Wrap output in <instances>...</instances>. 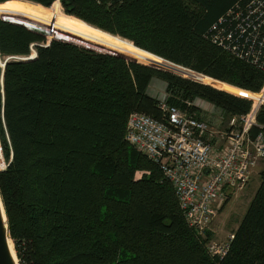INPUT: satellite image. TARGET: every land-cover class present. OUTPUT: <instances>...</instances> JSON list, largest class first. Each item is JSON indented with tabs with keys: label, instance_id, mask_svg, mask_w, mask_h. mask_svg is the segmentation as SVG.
<instances>
[{
	"label": "trees",
	"instance_id": "1",
	"mask_svg": "<svg viewBox=\"0 0 264 264\" xmlns=\"http://www.w3.org/2000/svg\"><path fill=\"white\" fill-rule=\"evenodd\" d=\"M55 1L0 0V197L18 264H264V161L218 260L211 233L188 227L171 183L125 140L132 111L163 119L147 94L153 78L181 109L199 98L228 117L250 111L264 71L208 38L244 0H58L65 16ZM14 15L40 18L51 41L5 20ZM66 20L127 57L67 41ZM256 122L250 135L264 139V105Z\"/></svg>",
	"mask_w": 264,
	"mask_h": 264
},
{
	"label": "built area",
	"instance_id": "2",
	"mask_svg": "<svg viewBox=\"0 0 264 264\" xmlns=\"http://www.w3.org/2000/svg\"><path fill=\"white\" fill-rule=\"evenodd\" d=\"M208 32L211 42L232 57L264 71V0L235 4ZM157 101L163 119L132 111L126 121L125 140L159 167L173 187L188 227L202 238L211 233L206 242L207 253L222 260L234 234L215 241L210 226L228 195L243 190L252 169L264 161L262 133L250 135L254 127L260 128L256 122L258 105L252 106L246 115L232 117L228 131L214 144V132L205 122L169 104L166 94ZM0 162L2 171L6 162L1 146Z\"/></svg>",
	"mask_w": 264,
	"mask_h": 264
},
{
	"label": "rangeland",
	"instance_id": "3",
	"mask_svg": "<svg viewBox=\"0 0 264 264\" xmlns=\"http://www.w3.org/2000/svg\"><path fill=\"white\" fill-rule=\"evenodd\" d=\"M55 2L58 3L59 9H60L61 13L64 15L63 9L61 8L59 1L57 0ZM35 8L38 10V12L40 13V16H41V8L39 6H36V5H35ZM66 16H68V15H66ZM69 17H71V16H69ZM0 18H2V17H0ZM2 19H4V18H2ZM5 20L24 25V26L42 34L46 38V41L48 43L51 41L50 38H48L41 31L38 30L40 18H39V20H36L32 16L14 15V16L6 18ZM64 36L67 40L69 39L71 41H74V42H77L80 44H85L87 46H93L94 49H97L99 51H103V52L105 51V52H109L112 54L122 55L124 57H127L122 51L117 50V47L114 48L113 46H111L112 44H108V43H105V42L99 40V38L96 37L95 32L89 31V30L79 26V24H75L69 20H66V24H65V28H64ZM53 40H55V39H53ZM110 42L116 43V42L111 41V40H110ZM108 45H110L112 47V50L109 49ZM31 56H34V53H32ZM214 81L218 82L217 80H214ZM220 83H222V82H220ZM261 93L262 94L264 93L263 90H261V92L258 94H261ZM164 94H166L168 96V100H169V98L171 100V97L166 92V90H165V92H159L158 93V95H161V96ZM160 97H158L157 100ZM242 98H244V97H242ZM246 99H249V98H246ZM251 101H252V106L258 105V108H259L260 105H264V94L261 95L259 99H255V101L253 99H251ZM180 103L185 105L186 101H180ZM188 103H189V105H185V110L188 113H190L189 112L190 108H194L195 111L190 113L192 115L201 116L199 113H201L203 110H205V111H203V113L208 112V113L213 114L217 117V120H219V123L216 125L217 127L215 125L211 126L214 130H216V131H214L212 142L214 144L219 143L221 141L222 134L224 132L228 131V123L233 116H231V117L226 116L220 109L216 108L215 106L211 105L210 103H208L202 99H199V98L194 99L192 102L188 101ZM215 116H212V117L214 118ZM234 117H236V116H234ZM215 120H216V118H215ZM140 175H141V173L137 172L135 174V177H140ZM258 185H259V178L258 177H254L247 184V187L245 189L246 198H243V199H245L244 205H239V203L234 205V202H233V203H231L232 206L227 207V205H225V207L222 210H221V207L217 210L216 216L213 219L211 226H210V229L212 231L214 239H218V240L221 239L220 241H223L228 234L232 233L233 228L236 227L237 224L239 223V221L242 219V217L246 211V208H247V203H248L249 199L253 196ZM228 202H229V200H228ZM12 245H13V243H12ZM13 251H14V245H13ZM14 253H15V251H14ZM15 257H16V254H15ZM16 262L18 264L17 257H16Z\"/></svg>",
	"mask_w": 264,
	"mask_h": 264
},
{
	"label": "crops",
	"instance_id": "4",
	"mask_svg": "<svg viewBox=\"0 0 264 264\" xmlns=\"http://www.w3.org/2000/svg\"><path fill=\"white\" fill-rule=\"evenodd\" d=\"M69 21H71V20H69ZM71 22H73V21H71ZM64 38H65V36H64ZM66 39V38H65ZM67 40V39H66ZM67 41H71V40H67ZM71 42H74V41H71ZM75 43H77V42H75ZM82 45H84V46H87V45H85V44H82ZM87 47H90V48H92V49H94L93 47H91V46H87ZM95 50H97V49H95ZM105 52V51H104ZM109 53V52H108ZM165 88H166V84L162 81V80H160V79H157V78H153V79H151V81H150V83H149V85H148V88H147V94L150 96V97H152V98H155V99H157L158 97H160L161 95H158V93L159 92H165ZM203 111H205V110H203ZM203 111L201 112V113H199L201 116H195L198 120H200V121H202V122H205L207 125H208V128H209V130H211L212 132H214V131H216V130H214L211 126H213V125H217L218 123H219V120H217V117L215 116V115H213V114H210V113H208V112H205V113H203ZM212 116H215L214 118L212 117ZM215 118H216V120H215ZM217 127V126H216ZM262 167H263V161H261V162H258L257 164H256V166L252 169V171H251V174H250V179H249V182L254 178V177H258L259 178V172H260V170L262 169ZM248 182V183H249ZM259 186V185H258ZM247 187V186H246ZM246 187L243 189V190H241V191H237V192H234V193H232L231 194V197L229 198V202H227V207L228 206H232L231 205V203H233L234 202V205L235 204H238L239 203V205H244V203H245V199H243V198H246V194H245V189H246ZM257 190V189H256ZM255 190V191H256ZM255 193V192H254ZM254 195V194H253ZM253 197V196H252ZM252 197L249 199V201H248V203H247V206H248V204H249V202L251 201V199H252ZM225 207V206H224ZM247 209V208H246ZM241 221V220H240ZM240 221H239V223H240ZM239 223L237 224V226L236 227H234L233 228V231L232 232H234L236 229H237V227H238V225H239ZM213 239H214V237H213ZM215 241H220V240H218V239H214Z\"/></svg>",
	"mask_w": 264,
	"mask_h": 264
},
{
	"label": "water",
	"instance_id": "5",
	"mask_svg": "<svg viewBox=\"0 0 264 264\" xmlns=\"http://www.w3.org/2000/svg\"><path fill=\"white\" fill-rule=\"evenodd\" d=\"M87 49H90V48H87ZM91 50H93V49H91ZM34 58H35V53H34L33 57L29 56V57L24 58L22 60H32ZM3 65H4V63H2V66ZM223 84H225V83H223ZM8 240H10V238H9L8 227H7V223H6V216H5V211H4L3 204L1 201V197H0V264H14L10 258V255H9V250H8V245H7Z\"/></svg>",
	"mask_w": 264,
	"mask_h": 264
},
{
	"label": "bare ground",
	"instance_id": "6",
	"mask_svg": "<svg viewBox=\"0 0 264 264\" xmlns=\"http://www.w3.org/2000/svg\"><path fill=\"white\" fill-rule=\"evenodd\" d=\"M63 15V14H62ZM63 16H65V15H63ZM67 17H69V16H67ZM100 31V30H99ZM100 32H102V31H100ZM103 34L105 33V32H102ZM107 34V33H106ZM111 36V35H110ZM112 37H116V36H112ZM53 40V39H52ZM65 42V41H64ZM71 43V42H70ZM74 44V43H73ZM132 45V44H131ZM134 47V46H133ZM135 48V47H134ZM138 49V48H137ZM140 50V49H139ZM141 51H143V50H141ZM143 52H145V51H143ZM147 53V52H146ZM149 54V53H148ZM33 57V56H32ZM122 57V56H121ZM158 58V57H157ZM161 59V58H160ZM161 60H163V59H161ZM165 61V60H164ZM167 62V61H166ZM168 63H170V62H168ZM170 64H172V63H170ZM174 65V64H173ZM175 66H177V65H175ZM178 67H180V66H178ZM182 68V67H181ZM183 69H185V68H183ZM187 70V69H186ZM188 71H190V70H188ZM191 72H193V71H191ZM195 73V72H194ZM196 74H198V73H196ZM200 76H203V75H201V74H199ZM203 77H205V76H203ZM208 78V77H207ZM210 79V78H209ZM212 80V79H211ZM223 84V83H222ZM225 85H227V84H225ZM212 86V85H211ZM228 86H230V85H228ZM214 87V86H213ZM230 87H232V86H230ZM217 88V87H216ZM232 88H235V87H232ZM220 89V88H219ZM235 89H238V88H235ZM238 90H240V89H238ZM243 91V90H242ZM245 92H247V91H245ZM233 93V92H232ZM250 93V92H249ZM235 94V93H234ZM245 97H247V96H245ZM247 98H249V97H247ZM8 250H9V255H10V258H11V260H12V262L15 264H17V262H16V257H15V253H14V251H13V245H12V242L10 241V240H8Z\"/></svg>",
	"mask_w": 264,
	"mask_h": 264
}]
</instances>
